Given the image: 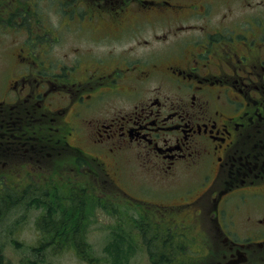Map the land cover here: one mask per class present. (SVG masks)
I'll return each mask as SVG.
<instances>
[{
  "label": "flooded vegetation",
  "instance_id": "1",
  "mask_svg": "<svg viewBox=\"0 0 264 264\" xmlns=\"http://www.w3.org/2000/svg\"><path fill=\"white\" fill-rule=\"evenodd\" d=\"M54 1L52 4L56 3L67 29H71L72 22L80 31L104 24L102 36L105 37L102 40L132 36L136 48H141L155 43L152 40L161 41L176 36L177 31L185 33L188 42L179 50L174 48L177 42L167 48L158 44L159 50L162 48L164 53L173 52L167 68L160 66L163 63L156 62L147 66L130 64L128 60L132 57L128 50L123 53L124 67L119 66L122 64L118 61L117 67L105 72L100 65L104 60L97 62L94 70L93 65L74 66L80 68L81 79L69 89H65L67 82L62 83L61 75L67 74L65 70L54 74V78L46 79L43 76L46 74L43 73L46 71L43 70L44 65L34 61L32 53L27 56L10 53L8 59L22 60L25 69L20 74L14 71L16 78L10 79L6 88L0 90V166L13 169L10 165L20 162L18 166L30 167L33 180L38 181L47 173L52 175L49 167H56L61 162L52 158L55 150L50 152L45 146L32 145L24 149L25 157H17L13 147L4 144L2 139L10 142L23 140L24 133H27L41 144L47 142L43 135L46 126L66 113L63 112L65 106L51 110L46 100L55 94L63 97L65 92L68 104H72L69 112H73L75 119L81 112L97 117L90 134L94 154L89 151L92 154L89 155L84 149L66 142L67 146L85 153L86 157L101 163L104 160L99 154H103V157L109 156L110 162H120L131 155L123 151H132L137 167L161 176H171L176 165H183L185 170L199 165L209 169L181 189V197L173 204L148 203L154 210L145 206L146 202L125 193L120 197L122 201L134 208L155 211L160 217L165 214L181 217L183 224L186 218H191L203 235L200 244L213 254L208 264H255L257 261L264 264V237L259 238L264 236V216L255 223L248 217L251 220L245 222L251 226L245 229L246 234L241 239L236 234L237 229L232 228L233 220L228 221L232 216L227 215V208L231 206L229 203L241 200L243 194L264 200V1ZM34 4V0H0V22L7 23L9 20L14 27L26 23L29 42L36 45L43 38L37 34L33 38V33L40 30L23 19V14L29 16L28 11ZM241 5L245 12L233 14ZM18 10H22L23 14ZM167 18H172L174 23L167 34H154L148 37L149 40L140 38L144 24ZM177 19L188 23L177 25ZM149 53L156 54L153 50ZM14 65L16 69L18 63L14 62ZM159 75H165L173 83L176 92L173 101H161L158 93L150 94V91V98L139 100L137 97L141 93L138 92L132 95L135 100L125 107V111H119L123 108L121 102L126 98L124 95L118 100L117 108L108 109L101 116L105 109L100 104L102 95H120L128 85L126 81L141 85L149 77L158 78ZM101 89L104 91L93 100ZM60 102L65 103L64 99ZM94 103L101 107L96 115H93ZM83 105L87 107L85 110ZM34 123L40 124L34 126ZM87 124L91 127V122ZM85 126L88 134V126ZM67 133L69 137L72 135L71 131ZM61 135L62 131L57 130L56 136ZM45 155L50 158H45ZM69 158L63 159L69 163L62 165L75 171L74 163L81 166L84 165L81 161L86 159L79 155ZM110 162V167L117 166ZM103 165H107L105 161ZM32 166H38L39 173L34 174ZM234 208L239 209L237 205Z\"/></svg>",
  "mask_w": 264,
  "mask_h": 264
},
{
  "label": "rangeland",
  "instance_id": "2",
  "mask_svg": "<svg viewBox=\"0 0 264 264\" xmlns=\"http://www.w3.org/2000/svg\"><path fill=\"white\" fill-rule=\"evenodd\" d=\"M54 2L56 1L34 0L35 4L28 11L29 16L23 14L22 10L17 11L23 14V19L29 21L30 25L37 26L34 29L40 30L39 33H33V38H35V34L43 38L42 42H37L36 45L29 42V27L26 23L21 22V27H14L9 24V20L7 23L0 22V90L6 88L10 79L16 78L14 71L20 74L25 69V67L23 69L22 60L8 59L10 53L23 56L32 53L34 61L42 62L44 65L43 70L46 71L43 73L46 74L43 76L46 79L54 78V74L62 73L61 70H65L68 75H61L62 83L67 82L65 89H69L72 84L81 79V70L79 69L84 65H93L94 70L95 64L104 60L100 65L105 68V72L117 67L115 65L118 61L122 64L119 66L124 67L126 64L122 63L125 56L123 53L128 50L132 57L128 60L130 64L137 63L147 66L156 62L163 63L160 66L167 68L173 52L170 50L169 53H164L162 48L159 50L158 44L167 48L173 42H177L178 44L174 48L179 50L188 42L187 35L177 31L175 32L176 36L161 41L152 40L155 43L143 46L144 48H136L132 36H125L119 40H108L107 38L102 40L105 37L102 36L105 31V27H102L104 24L97 25L95 28H84L80 31V29L77 30V25L72 22L69 26L71 29H67L56 3L52 4ZM244 12L245 8L241 5L233 14L239 15ZM176 21V24L180 26L188 23V21L179 19ZM173 25L172 18L144 24L145 28L140 31V38L149 40L154 34L162 36L167 34L166 32ZM155 44L157 45L154 47ZM152 50L156 54L149 53ZM14 62L18 63L16 69L13 68ZM126 82L128 85L120 95L107 93L101 96L100 104L105 107L101 116L108 109L117 108L118 100L124 95L126 98L121 102L123 108L119 109L120 112L125 111V107L134 102L135 99L132 95L138 92L141 93L137 97L139 100L150 98L149 95L152 93H158L157 97L161 101L166 99L173 101L176 96L173 83L166 79L165 75H159L158 78L149 77L141 85H138L137 82ZM130 88L133 90L130 91ZM103 91L104 89L98 91L93 100L99 97ZM63 99L64 104L60 102ZM68 99L67 93L64 92L63 97L55 94L46 100L47 104L50 103L51 110L65 106L63 112L66 114H62L56 122H51L52 125L46 126L43 135L48 141L44 144H41L37 138L31 139L33 135L27 133H24L23 140L16 139L10 142L2 139L4 144L13 147V152L17 157H25L24 149L27 146L35 145L36 147L45 146L50 152L55 150L52 158L61 161L56 167L50 166L52 175L47 173L45 178L42 177L40 181L33 180L30 167L21 168L18 166L20 162L11 164L13 169L9 166L7 168L0 166V198L5 192L13 194L14 199L16 193L19 196L21 193L23 194L21 200L18 197L13 204L9 205L7 211L0 214V253L3 256V261L9 264H24L27 259H35L39 264H112L110 251H113L115 236L121 235L123 236L124 257L127 258L123 264H208L213 254L200 244V241L203 242V235L201 230L194 226L195 221L191 218H186L183 224L181 217H169L167 214L160 217L155 211L149 212L148 209L134 208L120 199L126 194L146 202L145 206H150L154 210L155 208L148 203L173 204L181 197L182 191L180 190L189 186L201 172H207L208 167L204 168L199 165L185 170L183 165H176L171 176H161L154 171L148 173L137 167L132 151H123L124 154L131 155L122 158L120 162H110L109 156L103 157V154H99L107 165H103L104 161L100 163L90 156L86 157L85 153H79L75 148L67 146L66 142L84 149L83 151L89 155H92L89 151L94 154L90 143L93 137H90V134L93 133V125L97 117H90L88 113L81 112L78 119H75L73 112H69L72 104H68ZM94 104L93 115H96L99 114L101 107L97 103ZM41 106L38 108L40 109ZM86 108L85 106L83 110ZM78 112L80 113V107H78ZM87 122H91V127ZM39 124L32 125L39 126ZM85 125L88 126V134ZM16 130L18 129L16 128ZM48 130H52L53 133ZM57 130L58 132L62 131L61 137L56 136ZM67 131L72 132L70 137ZM52 140L54 142H51ZM73 155L86 158L81 161L84 164L81 166L76 165L73 161L75 164L73 168H76V171L62 165L69 163L63 159H70L69 157ZM45 158L49 159L50 157L45 155ZM109 162L116 163L117 166L110 167ZM32 169L34 174L40 171L38 166H32ZM39 196L51 198L55 206L52 208L46 203H36V198L40 200ZM241 196V200L235 199L231 203L228 202L231 206L229 205L227 208V215L232 216L228 221L233 220L232 228L237 229L236 234L242 239L247 231L245 229H249L248 227L251 226L249 223L246 224L245 220L252 218L254 219L251 221L253 223L256 220H262L264 200H259L261 197L252 199L249 194ZM234 205H237L239 209L234 208ZM48 208L54 209V214L59 219L68 216L72 218V227L82 235L84 243L79 247L83 248L86 245L87 253L84 259H80L73 250L62 253L54 252V254L46 250L42 260L35 257L31 249L42 239V235L38 231L37 218L44 216ZM248 217L250 218L247 219ZM48 225L45 224L47 227ZM181 234L185 236L183 237ZM160 242L161 244H159ZM206 243L209 246L207 240ZM79 247L77 248L79 249ZM259 263L260 261L255 262V264Z\"/></svg>",
  "mask_w": 264,
  "mask_h": 264
},
{
  "label": "trees",
  "instance_id": "3",
  "mask_svg": "<svg viewBox=\"0 0 264 264\" xmlns=\"http://www.w3.org/2000/svg\"><path fill=\"white\" fill-rule=\"evenodd\" d=\"M22 195V193L20 196L16 193L14 199L13 194L11 193L5 192L2 194L0 198V214L7 211L9 205L13 204L18 197V199L21 200ZM39 197L40 200L36 198V203L42 202L43 204L46 203V205H51V207L55 206V203L51 201V198H44L42 196ZM53 210L54 209L48 208L44 216L37 218L39 225L38 231L41 233L42 239L39 240L37 245L31 249L35 257L42 260L46 250L50 251L52 254H54V252L62 253L63 251L73 250L77 253L80 259H84L87 253L85 250L86 245L83 248L79 247L80 244L84 245V243L82 242V235L78 234L76 228L72 227V218L68 216L59 219L55 216V212ZM45 224H49L48 227L45 226ZM122 241L123 236H115L113 251H110V254L112 253V264H123L124 261L127 260V258L124 257L125 251L122 248ZM77 247H79V249ZM0 264H9L8 262L3 261L1 253ZM24 264H39V262L35 259H27Z\"/></svg>",
  "mask_w": 264,
  "mask_h": 264
}]
</instances>
